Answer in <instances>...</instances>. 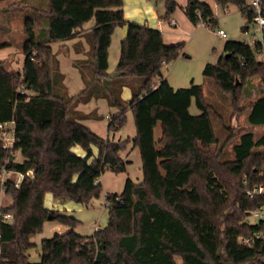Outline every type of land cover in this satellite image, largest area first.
Listing matches in <instances>:
<instances>
[{"label": "trees", "instance_id": "1", "mask_svg": "<svg viewBox=\"0 0 264 264\" xmlns=\"http://www.w3.org/2000/svg\"><path fill=\"white\" fill-rule=\"evenodd\" d=\"M233 5L250 20L248 0H215ZM167 18L178 6L164 0ZM183 11L196 25L216 22L211 5L186 0ZM123 0H47L24 19V58L20 71L0 60V124L12 123L13 142L0 135V192L12 203L0 207V264H264V218L248 221L264 207V93L251 101L248 126L235 130L223 119L218 101L209 103L203 83L174 88L161 65L184 54V42L167 44L161 31L146 21H128ZM264 15V0H262ZM45 16L46 29H38ZM94 20L87 31V56L74 62L84 87L69 93L51 42L67 40ZM126 25L114 71L108 74V48L116 26ZM0 41V49L7 45ZM264 25L253 45L227 39L214 63L204 65L215 94L241 114L240 101L264 81ZM20 86V87H19ZM130 95L123 98V90ZM104 99L116 110L108 117L114 133L133 118L135 135H100L86 122L104 114L78 107ZM194 102L198 113L189 107ZM220 117V136L213 118ZM160 124V136L154 128ZM140 152L142 178L127 177L117 192L104 195L108 220L88 235L74 230L79 219L45 204V195L87 206L98 199V178L106 169L126 170L121 156L127 144ZM84 155H79L74 146ZM10 151H17V159ZM22 177L16 181L3 173ZM261 190L258 191V188ZM249 191H254L252 196ZM9 213L5 221L2 215ZM48 213L70 227L40 241V261H29L27 250ZM242 239H246L245 241Z\"/></svg>", "mask_w": 264, "mask_h": 264}, {"label": "rangeland", "instance_id": "2", "mask_svg": "<svg viewBox=\"0 0 264 264\" xmlns=\"http://www.w3.org/2000/svg\"><path fill=\"white\" fill-rule=\"evenodd\" d=\"M47 0H39L38 1V7H45ZM207 1L214 12V16L216 17V22L213 26L206 25L202 23H198L194 25L195 27L188 30L186 27V24L183 22V18H181L180 12H175V16L171 13L169 15V18L175 17L177 18V27L180 31H177L174 33L175 38L179 41H183V47L182 50L186 48L187 50H191L194 54L192 58L195 56V52L197 53V50H199V42L200 40L193 44V41L187 38V35L185 33H190L196 28L200 29L202 33H206L209 37H211L217 47L219 48L220 44L225 41L226 39H235L239 41L246 42L250 45H253L255 41H261L262 39V32L260 31V28L258 25L254 23H247L248 24V30L244 31L242 30V26L246 22V16L244 17L241 12L238 10L237 7L233 5H229L228 9L223 8L220 4H218L215 0H204ZM10 9L6 12H0V41H5L6 39L9 41L7 45L3 46L2 49H0V60L4 61V64L8 68H12L13 70L20 71L22 60L24 58V54L22 53L23 49V42H24V36H25V28H24V19L26 17H31L33 15V9L27 5H30V2L27 0H5V2L0 1V6L8 5L10 3ZM148 2V1H147ZM144 0H124V9H125V19L128 21H138V22H147L150 26L156 27L157 21H162L163 24H169L167 18H163L164 12H165V2L164 0H150V3H147ZM27 5H23L26 4ZM23 7H22V6ZM154 11H157L154 14ZM184 14V11H183ZM185 16V14H184ZM186 17V16H185ZM45 16L40 17L41 25L37 26L38 29H46L47 21ZM188 20V18H187ZM94 23V20L91 19L89 25ZM170 25V24H169ZM121 27H117L114 34L112 35V43L110 45V48L108 50L109 52V72H112L115 68V64L117 62L118 56L120 54V29L124 28L126 29V25H120ZM157 28V27H156ZM222 28L225 33H227L226 38L220 37L216 30ZM177 33V34H176ZM189 37V36H188ZM52 45L56 43V41L51 42ZM89 45V44H88ZM56 46V44H55ZM63 48H59L61 51ZM219 55V54H217ZM181 56H185L181 53L176 59H181ZM261 59L264 61V54L259 53L258 54ZM174 59V60H176ZM218 59V56L212 57L211 63H214ZM172 60V61H174ZM203 74L201 72L197 73L196 81L195 83H203ZM75 78L73 76L69 77L68 80L63 79L64 82H73ZM255 86L253 87L252 91L247 94V96H243L240 101V108H243V110L247 107V105L253 101L255 98H257L258 95L264 93V81H260L258 78L254 79ZM208 82V81H207ZM189 85V82H186ZM65 86V84H64ZM20 87V86H19ZM66 91L69 93H77L80 89H69L67 86L65 87ZM72 91V92H71ZM130 95V90L128 88H124L123 90V98L127 99ZM205 96L208 99L209 103H214V100L218 101V110L219 113L222 115L224 121L233 129L238 130L244 127L248 126V122L246 121V110H244L241 114L238 112H234L233 108L229 106L228 101H224L222 98L217 96L215 94V91L211 88L210 83L207 84V89L205 90ZM108 110H111V112L114 111L113 108H109ZM189 111L192 114L198 113V109L196 108L194 102L189 107ZM239 114L236 120V126H233V117L235 114ZM214 124L217 125V130L222 136V132L220 130V117L215 116L213 118ZM104 123V120L102 121H87V125L96 132V129H98V126H101ZM127 128V127H126ZM98 133V132H97ZM0 135L3 137L4 144H7L8 147L11 146L12 140H13V134H12V123L7 122L5 125L0 127ZM73 150H75L79 155H84V151L79 146H74ZM13 156H15L17 159H20V156L17 151H10ZM7 176L12 177L15 181H17L20 176L17 173L13 172H6L3 173L1 176V180L3 181ZM102 195V193H101ZM101 195L99 199H94L92 203L88 204L87 206L82 205L81 203H78L74 200L69 199H59V198H53L50 194H47L45 197V202L50 208H55L58 210L59 213L65 214V215H74L79 219V222L75 225L74 230L79 232L83 235H88L94 232V229L97 227H103L107 220H108V214H107V208L105 204L102 202ZM100 202L102 204H100ZM12 203L11 197L8 194H4L3 192H0V207L1 206H7V204ZM51 214V213H50ZM259 217L251 214L248 218V221H256ZM11 219V217L9 218ZM70 227L61 223L57 219H47L37 234H35L32 237L33 245L29 247L27 250L29 261L33 263H38L40 261V241L44 237H51L56 233H63L69 230ZM175 260L178 262V264H182V261L180 260V257H176Z\"/></svg>", "mask_w": 264, "mask_h": 264}, {"label": "crops", "instance_id": "3", "mask_svg": "<svg viewBox=\"0 0 264 264\" xmlns=\"http://www.w3.org/2000/svg\"><path fill=\"white\" fill-rule=\"evenodd\" d=\"M0 1L5 2V0H0ZM27 1L30 2V5H27V3L23 4V5H25V6L27 5L31 8H33L34 6L38 7V1L39 0H27ZM136 1H138V0H136ZM144 1L145 2L148 1L147 3H150V0H144ZM185 1L186 0H176V2H178V6L176 7V9L174 10V12L172 14L174 15L175 12H180L181 18H183V22L186 24V27L189 30L195 26L189 21V19L187 20V18L183 14V6L186 4ZM11 3L12 2L8 3V5L6 4L4 6L3 5L0 6V12H6L7 10H9ZM123 3H124V0H123ZM124 5H125V3L123 4V8H124ZM155 13L157 15V11L156 12L154 11V14ZM125 14H126V12L124 9V16H125ZM90 21H91V19L89 21L85 22L83 24L82 29H80L78 32H76L75 36H73L72 38H69L67 40L56 41V43H55L56 46H55V44L52 45V43H51L52 50L56 54V56L59 60V70H61V72L64 73L65 80H68V78L70 76L71 77L73 76V78H75L73 82H68V83L64 82V84H65V86H67L68 90L69 89H82L84 87L80 71L75 66L74 62L78 59H84V57L87 56L86 50L88 49L89 45H88V39H87V37H85V35H86L87 31H89L94 25V23L89 25L88 23H90ZM168 23L170 25L169 24H163L162 21H160V20L157 21L156 27L161 31V35H163V41L167 44H173V43L181 42L175 38L176 36L174 34L176 32V30L180 31L177 27V18L171 17V19L168 20ZM202 24H204V23H202ZM118 26L121 27L120 25H118ZM118 26H116V28ZM116 28L114 29L112 35L114 34ZM188 30H187L188 33H185V34L187 35V38L191 40L190 42L193 41V44H195L200 40L199 50H197V53L195 52L194 58H192L194 53L191 50H187L185 48L183 51L185 56H181L182 57L181 59L179 58V59H176L174 61L165 62L160 66L163 78L164 79L166 78L168 83H170L174 88L187 86L186 84H188V83H186V82H189V83L190 82H192V83L197 82L195 79L197 76V73L198 72L202 73L204 65L208 62L213 61V60H211L213 55L219 57V55L222 52V46H223L224 41L220 44L219 48L217 49L213 39L211 37H209L206 33L200 32L201 31L200 29L196 28V30L192 31L191 33ZM125 33H126V29L121 28L120 29V36H122L121 38L124 37ZM112 38H113V36H112ZM5 41L7 43L9 42L7 39ZM111 43H112V39H111ZM111 43H110V45H111ZM59 48H63V49H61V51H60ZM109 48H110V46H109ZM109 48H108V50H109ZM217 54H219V55H217ZM108 58H109V56H108ZM258 58L261 59V57H259V56H258ZM21 66H22V64H21ZM108 67H109V63H108ZM109 70L110 69L108 68V72H109ZM207 81H208L207 78L204 77L203 78L204 91L207 89V84H208ZM195 84H197V83H195ZM78 108L83 110L84 112L95 110L97 114H104V118L102 119V120H104V123L101 126H98L97 127L98 129H96V132H98L100 135H104V136L109 135L116 140L118 138L123 139L126 137H129L130 139H132L135 135L133 118H132L129 111H127V116H128L127 123L123 128L119 129L117 132H114L113 134L107 132V122H108V118H109L108 116L111 113H115L116 110L114 109L113 112H111V110H108L109 107L107 105V102L104 99H96V100L91 99L89 102L80 105ZM247 112H248V110L245 113L246 116H247ZM89 120L94 121V122L95 121H102V120H97V119H88V120H86L85 123H87V121H89ZM154 132H155L156 137L159 138V136L161 134L159 123H157L156 127L154 128ZM121 156L125 160L128 161L126 164L127 166H126L125 171H120L119 173H116V172L111 171L110 169H106L103 172V174L98 178V182L101 183L102 188H103L102 192H101L102 193L101 198H102L103 204H105V198H104L105 193L106 192H117V193H119L120 190L123 188L124 183H125L124 180L127 177L131 178V180L135 181V182L141 180V178H142V171H141L142 165H141V161H140L139 149L137 147H135V148L132 147L131 142H129L127 144L126 150L121 151ZM46 195H45V197H46ZM102 203L100 202V204H102ZM45 204H46V202H45ZM48 207H50V206H48Z\"/></svg>", "mask_w": 264, "mask_h": 264}, {"label": "built area", "instance_id": "4", "mask_svg": "<svg viewBox=\"0 0 264 264\" xmlns=\"http://www.w3.org/2000/svg\"><path fill=\"white\" fill-rule=\"evenodd\" d=\"M246 10L248 12H250V16L251 17H250L249 22L258 25L259 28H260V31L262 32V27L264 25V15L262 13V0H248V2L246 4ZM247 30H248V26L246 27V29L244 31H247ZM216 33L222 38H226L227 37V33H225V31L223 29H221V28L217 29ZM5 124H6V122H5ZM5 124H0V127H2ZM12 142H13V140H12ZM4 146H8V145L4 144ZM19 176H20V178L16 181V184L19 182V180L22 177L21 174H19ZM260 190H261V187L258 188V191H260ZM253 192L254 191H249L248 194L250 196H252ZM252 214L255 215V216H258L259 218H264V207H260V208H258L256 210H254L252 212ZM10 217L11 216H10L9 213L2 215V218L5 221L9 220ZM242 240L245 241L246 239H242ZM0 251H1V249H0Z\"/></svg>", "mask_w": 264, "mask_h": 264}, {"label": "water", "instance_id": "5", "mask_svg": "<svg viewBox=\"0 0 264 264\" xmlns=\"http://www.w3.org/2000/svg\"><path fill=\"white\" fill-rule=\"evenodd\" d=\"M121 71L117 70V71H112V72H108L109 76L111 77H114V76H117L118 74H120ZM239 114H235L234 117H233V126L235 127L236 126V120H237V117H238ZM48 219H52L53 215H51L50 213H48Z\"/></svg>", "mask_w": 264, "mask_h": 264}]
</instances>
